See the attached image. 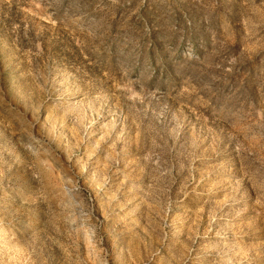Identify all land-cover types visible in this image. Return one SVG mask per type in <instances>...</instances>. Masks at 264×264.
I'll return each instance as SVG.
<instances>
[{
  "label": "rangeland",
  "instance_id": "obj_1",
  "mask_svg": "<svg viewBox=\"0 0 264 264\" xmlns=\"http://www.w3.org/2000/svg\"><path fill=\"white\" fill-rule=\"evenodd\" d=\"M0 264H264V0H0Z\"/></svg>",
  "mask_w": 264,
  "mask_h": 264
}]
</instances>
